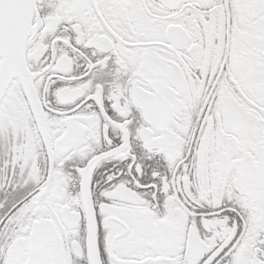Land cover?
<instances>
[{"label":"snow or ice","instance_id":"obj_1","mask_svg":"<svg viewBox=\"0 0 264 264\" xmlns=\"http://www.w3.org/2000/svg\"><path fill=\"white\" fill-rule=\"evenodd\" d=\"M0 264H264V0H0Z\"/></svg>","mask_w":264,"mask_h":264}]
</instances>
